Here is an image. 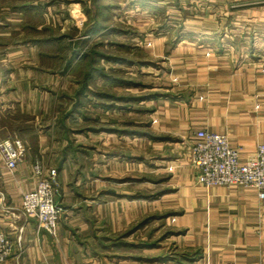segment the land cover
Here are the masks:
<instances>
[{
  "label": "crops",
  "instance_id": "0c3cea01",
  "mask_svg": "<svg viewBox=\"0 0 264 264\" xmlns=\"http://www.w3.org/2000/svg\"><path fill=\"white\" fill-rule=\"evenodd\" d=\"M95 1L97 16L86 34L122 35L121 22L115 19L120 25L109 26L105 18L111 13H135L128 23L157 48L152 59L158 56L162 61L152 73L168 77L169 89L177 93L159 99L152 120L161 133L155 141L170 154L163 157H170L181 174L177 191L170 192L177 196L179 255L161 261L108 257L107 247L102 245L100 251L90 237H99L90 233V222L103 216L100 212L89 215L82 207L85 202L103 205L105 200H57L62 211L55 235L23 211L22 194L36 184L37 163L61 179L71 170L70 160L62 158L67 138L60 147L53 128L59 122L42 116L44 105L38 98L42 97L43 71L36 64L38 57L29 56L33 65L28 72L26 55L21 57L25 41L18 39L14 43L18 50L9 51L13 35L9 15L14 13L20 20L27 11L24 2L13 8L0 6V140L17 130L27 148L26 158L13 173L0 158V230L12 243L11 255L0 264H264V198L255 189L239 185L207 189L198 182V170L191 163L195 132L200 129L226 134L242 158L264 143V0H160L162 4L133 0V5L114 7ZM14 31L21 37L20 30ZM77 51L74 48L66 61L67 77L80 57ZM100 58L123 62L122 57ZM92 67L106 81L101 68ZM79 81L75 92H94L89 81ZM70 86L75 87L73 82ZM25 113L34 118L26 121L32 122L29 125L21 122L20 114ZM69 118L64 121L67 130ZM59 124L63 129V122Z\"/></svg>",
  "mask_w": 264,
  "mask_h": 264
},
{
  "label": "rangeland",
  "instance_id": "374dc122",
  "mask_svg": "<svg viewBox=\"0 0 264 264\" xmlns=\"http://www.w3.org/2000/svg\"><path fill=\"white\" fill-rule=\"evenodd\" d=\"M24 2L27 11L20 20L13 17L14 13L9 15V31L13 33L9 51L18 50L14 45L18 39L25 41L26 49L21 46L20 54L22 58L26 55L24 69L28 72L33 65L29 56L38 57L36 64L43 71L42 97L38 98L44 105L42 116L63 122V129L59 123L53 128L60 147L67 144V138L62 158L70 160L71 170L63 180L56 174L55 200L106 201L103 205L91 202V207L85 202L82 207L89 215L100 212L103 216L100 221L90 222V233L99 236L90 237L100 251L102 245L107 247L110 258L161 261L178 257L177 196L170 192L177 191L181 174L170 157H163L170 154L156 142L161 133L152 120L161 104L159 99L177 93L169 89L168 77L152 73L157 70L153 67L162 63L158 56L152 59L157 48L148 45L146 34H137L128 23L135 13L104 17L109 26L121 22L122 35L108 32L90 37L86 29L97 16L95 0H0V6L13 8ZM133 3L104 0L100 4L114 7ZM104 18L99 14L100 21ZM14 30H20L21 37ZM74 48L80 56L86 55L74 60V70L67 77L66 61ZM95 52L122 57L123 62L103 60ZM93 65L101 68L106 81L95 72L88 82L94 92H75L79 80L87 84L85 76ZM72 82L75 87L70 86ZM20 115L21 122L28 125L32 122L26 121L34 119L30 114ZM68 117L69 130L64 125ZM10 134L20 137L17 130ZM128 200L134 201L130 204Z\"/></svg>",
  "mask_w": 264,
  "mask_h": 264
},
{
  "label": "built area",
  "instance_id": "2783aa9c",
  "mask_svg": "<svg viewBox=\"0 0 264 264\" xmlns=\"http://www.w3.org/2000/svg\"><path fill=\"white\" fill-rule=\"evenodd\" d=\"M26 154L21 137L8 134L0 140V158L11 173L24 161ZM191 163L198 170V182L207 189L239 185L255 189L259 197L264 198V143L258 144L254 154L242 158L239 148L231 144L226 134L200 129L195 132ZM34 167L37 181L32 190L22 194L21 206L39 227L55 235L61 212L54 198L56 173L46 172L39 163ZM11 251L10 238L0 230V263L8 259Z\"/></svg>",
  "mask_w": 264,
  "mask_h": 264
},
{
  "label": "trees",
  "instance_id": "16d2710c",
  "mask_svg": "<svg viewBox=\"0 0 264 264\" xmlns=\"http://www.w3.org/2000/svg\"><path fill=\"white\" fill-rule=\"evenodd\" d=\"M78 54L80 53L79 51H77ZM96 55H98L99 57L102 56V55H105L104 53H101V52H95ZM86 55V54H85ZM82 56V55H81ZM80 56V57H81ZM109 57V56H108ZM92 69L90 70V72H87L85 78H86V81H89L91 79V76L93 75L95 69L93 67H91Z\"/></svg>",
  "mask_w": 264,
  "mask_h": 264
}]
</instances>
